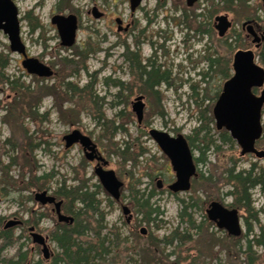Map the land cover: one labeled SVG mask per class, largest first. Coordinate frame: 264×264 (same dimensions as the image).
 Returning <instances> with one entry per match:
<instances>
[{"label":"rangeland","instance_id":"obj_1","mask_svg":"<svg viewBox=\"0 0 264 264\" xmlns=\"http://www.w3.org/2000/svg\"><path fill=\"white\" fill-rule=\"evenodd\" d=\"M14 1L21 17L26 19L22 23V39L30 56L52 66L58 75L39 79L28 74L22 66V57L11 51L8 37L0 34V56L8 62L5 82L0 80V219H3L2 228L15 218L25 222L24 227L14 226L11 229L18 240L3 251L2 256L14 258L21 250L28 255L26 264L39 261L52 264L61 254L57 242L51 241L52 256L46 260L28 231L40 214L44 215L39 223L44 235H52L59 226L57 215L52 213L51 208L35 202L38 189H26L34 176L47 175L44 186L52 193L64 183L68 188L84 183L91 191L98 192L96 200L103 203L105 219L101 222L100 217L93 219L90 214L82 217L85 226L90 228L92 224L84 240L94 241L98 239L96 235L102 232L95 244L100 245L105 239V248H108V251L100 249L99 260L94 264H116L118 261L121 262L117 264H123L131 258L139 261L141 258L136 254L135 247L143 227L159 240L176 231L191 239L180 246L177 243L174 247L165 248L162 245L165 255L170 257H163L157 264H249L251 256L259 258L256 264H264L263 247L254 245V254L246 253L248 241H255L264 234V189L258 187L251 191L253 203L250 210L245 205L239 206L240 192H236L227 174L230 169H235L234 174L252 169L260 173L264 171V160L254 156L242 157L238 144L225 142L223 131L216 129L213 108L226 78L222 68L211 67L210 62L221 58L225 64L223 68L227 70L232 67L233 56L238 50L256 49L242 30V23L249 19L257 20L262 35V1L228 0L229 3H226V0H200L189 13L206 14L213 1L225 7L216 16L229 15L234 25L224 38H219L215 30L203 37L196 33V23L189 22L190 28L186 21L183 22L180 11L186 3L182 0H145L134 17L129 0ZM95 11L103 12L104 17L96 19ZM30 12L33 18L39 19L42 27L34 30L28 18ZM54 14L78 16L80 25L73 48L61 46L58 31L51 23ZM118 18L124 21V26L134 20L135 34L142 44L136 45L137 42L132 41L131 31L117 30L115 20ZM88 47L96 49V52L80 58V51ZM127 50L141 53L138 60H143V66L151 58L154 66H160L168 73V81L159 89L162 103L151 95L146 97L142 127H139L131 104L135 97L141 95L142 89L128 88L134 79L124 59ZM255 51L257 62L264 67V40ZM64 58L81 62L79 74L70 76L73 73L61 65ZM107 59L103 72H99L102 62ZM107 78L124 84V88L109 86L105 82ZM69 82L80 90L73 101L69 100L71 93L66 87ZM24 85L32 89L58 86L61 94L57 89L53 91L55 94L47 90L50 95L45 94L34 118V108L31 111L29 106L36 104L35 99L26 96L23 100L14 89ZM58 99L64 116L56 105ZM152 128L190 138L196 159L200 160L197 162L199 177L194 179L191 191L171 194L166 189L158 190L155 176L161 174L165 182L171 181L174 172L168 159L149 136ZM75 130L98 145L102 156L109 162L107 170L115 171L123 182L121 202H116L105 191L95 173L96 165L86 160L81 146L66 149L64 138ZM261 144L264 149V138ZM8 165L11 167L6 170ZM99 185L101 188L97 187ZM153 190L155 196L151 204L160 208L161 215L158 221L148 226L140 223L142 215L136 210L133 193H145L146 199ZM208 195L212 198L208 199ZM213 201L225 206L234 205L240 210L244 231L241 238L231 239L208 219L206 211ZM197 202L200 207L190 208L189 204ZM121 203L132 209L134 220L131 224L126 222ZM186 205L189 206L187 212ZM110 230L120 234L121 240H128V256L120 251L121 256H117ZM126 256V260H119Z\"/></svg>","mask_w":264,"mask_h":264},{"label":"trees","instance_id":"obj_2","mask_svg":"<svg viewBox=\"0 0 264 264\" xmlns=\"http://www.w3.org/2000/svg\"><path fill=\"white\" fill-rule=\"evenodd\" d=\"M228 0L225 2L227 3ZM230 1V0H229ZM228 1V3H229ZM211 8L207 10L206 14H198L195 13V11H192L191 13L188 12V10H185V21L188 25L189 22L196 23V33L198 34H205L207 33L206 30H203V24L207 20V23L212 21L215 16L221 11V9H224L219 4H215V1L211 2ZM233 5L230 7V9H233ZM229 8V7H228ZM227 9V8H226ZM29 20L31 25L34 27V30L42 27L39 19L37 17L33 18L32 12L29 13ZM201 18V19H200ZM34 19V21H33ZM203 19V20H202ZM203 21V22H202ZM205 23V25H207ZM210 24V23H209ZM191 27V25H190ZM238 40H236V43ZM80 57V56H79ZM151 61V69L150 71L146 68H142V62L138 60V56L135 55V63L137 64L134 68L136 71V75L139 76L141 80H143V76L149 78L150 81L155 82L156 84L167 82V76L168 73L166 71H162L161 67L158 66V68L154 67V64ZM224 60L221 58L212 59L211 67H219L222 68V74L226 77V74L230 72L231 74V68H228L227 70L223 67H225V64L223 63ZM62 66H64L66 69L70 70L71 73L75 74L80 71L81 68V62L78 60V62L74 59H68L64 58L61 63ZM8 66L7 60L3 58V56H0V80L3 82L5 79V69ZM156 66V65H155ZM140 68L143 70V73H139ZM212 69V68H211ZM208 74V73H207ZM11 85H14V82H10ZM67 90L71 93L69 100L73 101L74 95H77V92L80 91L76 88L75 84L69 82L66 84ZM155 87V86H154ZM154 87L150 88V95L153 96L155 99H157L158 103H162L163 96L160 94L159 89H155ZM60 87L53 86L50 88L47 87H38L36 89H32L31 86H22L20 88H14L17 94H19V97L21 99L25 100L26 96L27 98H34L36 104H32L29 106V109L32 111L34 108V118H35V111L36 108L41 104L43 97L45 94H55L53 91L56 89L60 93L59 90ZM89 88V86L87 87ZM144 90L145 88H140ZM49 90V92L47 91ZM48 92V93H47ZM61 94V93H60ZM50 95V94H49ZM81 96V95H80ZM82 97V96H81ZM93 100L94 97L92 96ZM39 102H38V101ZM57 107L60 109L61 105L59 106V99L56 102ZM64 103V102H61ZM61 110V109H60ZM63 110V109H62ZM61 110V113L63 116L65 115V112ZM38 116V112H37ZM104 118V117H103ZM213 121V120H212ZM205 138H202L203 141H205ZM192 144V143H191ZM206 147V146H205ZM122 154L124 152H121ZM200 161V160H199ZM198 161V162H199ZM11 165H8L5 169L9 170ZM235 169H230L227 174L228 180L231 181L234 184L236 192H240L242 205H245V208L251 209L252 208V198H251V189L254 188L257 185H261L260 187L264 189V171H261L258 175L253 177L254 172H246L244 176V172H240L237 174H234ZM32 177V176H31ZM47 178V175H43L41 177L36 178L34 176V179L29 182L26 186L27 190H33L38 189L39 191L46 190L44 183ZM204 181H207L206 179H203ZM209 182V181H208ZM98 188H101L100 185L97 186ZM4 193H8L7 190H3ZM54 195H56L60 199H64L66 201L65 209L69 211V213L73 216L74 222L72 225L70 224H61L58 226L56 231L52 234L53 241L57 242L59 248L61 249V254L57 256L52 264H94L96 261L99 260L100 256V249L108 251V248H105V239L103 240L102 244L97 245L99 238H101L102 232L98 233L96 237L98 239H93L94 241H85L84 237H86V232L91 231L92 224L85 226L83 222V215L90 214L93 219L100 217L101 222L105 219V213L102 210V202L96 200V196L98 195L97 191H91L89 186L87 184H82L76 187H70L68 188L65 183L62 184L58 189L55 190ZM134 204L136 207V210L139 214L142 215V220L140 223H146L148 226L152 225V223H155L158 221V217L161 215L160 208H154L151 204V201L153 197L155 196V190L150 192L146 199L145 193L139 194V191H134ZM212 198V195H208V199ZM244 202V203H243ZM190 208L194 206H199V202L195 204H189ZM188 205L185 207V212L188 211L189 208ZM200 207V206H199ZM154 216V217H153ZM44 217L43 214L39 215V218L41 219ZM38 218V219H39ZM192 224V222L190 221ZM3 219H0V264H26L28 260V255L26 253L21 252V250L17 253V256L14 258H4L2 256V252L5 251L8 247L13 246L18 239L15 238L14 232L11 230V228L8 227V223L4 225L2 228ZM27 224V223H26ZM84 225V226H83ZM103 226V224H102ZM158 227V226H156ZM2 228V229H1ZM103 228V227H102ZM104 229V228H103ZM111 231V236L114 237V241L116 243V253L117 256H121L122 254L129 253V249L126 248L128 244V240H121V235L117 234L113 230ZM140 240L136 244V250L137 255L141 258L139 261L134 260L133 258H129V261L124 262L123 264H157L158 261H161L163 257H170L169 255H165L164 247H174L175 243H177L178 246L182 245L183 242H189L191 239L187 238L186 235H183L179 233V231L174 232L169 237H165L162 240H159L157 237L154 238L152 234H148L146 237L139 236ZM231 239H236L232 238ZM238 239V238H237ZM183 240V241H182ZM181 241V243H180ZM180 244H179V243ZM254 242V244H253ZM124 244V245H123ZM186 244V243H185ZM164 245V247L162 246ZM254 245L258 247L264 248V234L259 235V237L255 241H248L247 251L246 253H253ZM236 246V244H235ZM177 247V246H176ZM123 249V250H121ZM120 251V252H119ZM141 255V256H140ZM125 257L123 259L119 260H126L128 257ZM116 257V256H115ZM259 258L255 256H251L249 264H256ZM116 260L118 258L116 257ZM168 261V260H167ZM121 261H118L117 263H120ZM116 263V264H117ZM35 264H43L41 261L35 263Z\"/></svg>","mask_w":264,"mask_h":264},{"label":"flooded vegetation","instance_id":"obj_3","mask_svg":"<svg viewBox=\"0 0 264 264\" xmlns=\"http://www.w3.org/2000/svg\"><path fill=\"white\" fill-rule=\"evenodd\" d=\"M145 0H142L140 5L135 9L133 10L132 9V0H129V3H130V8H131V11H132V17H134L135 15V12L142 6V3L144 2ZM186 3V7L183 8L181 12V20L184 22L185 21V10H188V12H190L192 9H194V7L198 4V2L200 0H182ZM262 3H263V7H264V2L263 0H261ZM13 2V5L15 6L16 10L18 11V18H19V27H20V37L22 39V23L23 21H25V17L22 18L21 15H20V10L17 6V4L15 3L14 0H12ZM191 4V5H190ZM6 7V2L0 0V11L2 9H4ZM211 8V7H210ZM208 8V9H210ZM97 13L100 15V17L95 18L96 19H101L104 17V13L103 12H98V11H95L94 14ZM195 13H197L195 11ZM203 14V13H202ZM75 17L76 19V24H77V32H76V40H77V33H78V30H79V18L77 15L75 14H69L68 16H65V15H61V14H54L53 18H52V25L56 27L57 31H58V35L60 37V40H61V46L64 47V48H67V49H71L73 48L75 45H73L71 48L69 47H66V46H63V39H62V36L60 35V31H59V27L57 24H54L53 23V19L55 17H59L61 20H60V23L63 27H67L69 28L71 23L69 21V18L70 17ZM228 17L229 21L232 23V27L229 29L228 33L230 32V30L233 28V25H234V22L233 20H230L229 18V15H225ZM216 17L207 23V20L205 21V23H207V25H205V23L203 24V30H206L207 33L205 34H200L201 36L205 37V36H209L214 30L217 32L218 34V31L216 29ZM201 19V18H200ZM203 20V19H202ZM247 20V19H246ZM203 22V21H202ZM246 22H250V25L253 27L254 29V32L259 36V37H262L261 35V28H260V25L257 23V20L255 19H249L247 21H245L244 23H242V30L247 34V38L249 40H251V43L255 46V50H258L260 47H261V42L263 41L262 39L259 41V42H254V37L252 35H249L248 33V26L247 27H244L243 25L246 23ZM115 23L117 25V30L119 32H129L131 31V37H132V41H136L137 44L136 45H139V44H142L141 40H140V37L137 36L135 33H136V27H135V22L134 20H131L130 23H128L126 26H124V21H122L120 18L116 19L115 20ZM187 23V22H186ZM210 23V24H209ZM5 25V23L3 24ZM192 28V27H190ZM144 31V30H143ZM196 31V29H195ZM36 32V31H35ZM3 33V35L7 36L8 37V40L10 39V35L8 34V32L6 33V30L5 29H2L0 30V34ZM144 33V32H143ZM228 33L226 34V36L228 35ZM264 33V32H263ZM145 34V33H144ZM198 34V33H197ZM196 34V35H197ZM142 35V33H141ZM225 36V37H226ZM218 37H219V34H218ZM143 38V37H142ZM221 38V37H219ZM224 38V37H223ZM138 39V40H137ZM144 39V38H143ZM22 42L23 44L25 45V48H26V53H27V58L28 59H36L38 60L39 62L43 63L45 66H47L50 71L52 72V75L51 76H48V77H40L38 75H33V76H36L37 78L39 79H50V78H53L55 76H57V72L54 70V68L50 65H48L47 63H44L42 62L41 60H39L38 58H35V57H32L30 56L29 54V50H28V47L27 45L24 43L23 39H22ZM9 43H10V40H9ZM76 44V42H75ZM10 49H11V44H10ZM253 50V49H248V50H243V49H240L238 50L234 56H233V60H232V67L229 66V68H232L231 70V74L230 72L228 74H226V80L225 82L223 83V87H222V91L220 93V95H218V98H217V101H216V104L213 108V118H214V121H215V124H216V129L218 131H223L222 135L224 137V141L225 142H228V143H233V142H236L241 150V156L242 157H246V156H254L256 159L258 160H264V158H259L256 154V152H264V149L261 147L262 144V140L264 138V123H263V116H264V104H261L258 102V99L261 97L262 95V91L264 90V85L262 87H257V86H254L252 87L251 89V92H250V95H251V98L249 97H245L243 98L242 96H240V85L243 81H245V78L242 77L241 79H239V81L237 83H235L234 85H232V83L235 81V79L237 77H239L241 74V71H243L242 69H237V66H236V58L238 56V54H245L247 51H252L253 52V65L256 67V68H259L260 70L261 69H264V67H262L258 62H257V55H256V51ZM12 51V50H11ZM96 52V49L94 50L93 48L91 47H88L85 48V51H80V58L81 57H85L86 55L87 56H90L92 53H95ZM110 54V52H109ZM135 55L139 56L141 55V53H135V52H132L130 53V50H127L126 54L124 55V59H125V62L129 65V68H130V72H131V75H132V78L134 79L133 81V84L131 85V87H128V88H137V87H140V88H145L144 90H141V95H138L137 97H135V99L133 100V102L131 103L132 104V111H133V103L135 102V100L142 96L144 99V103L146 105V97L150 96V88L151 87H154L155 89H160L162 87L163 84H166V82L164 83H159V84H156L155 82H152L149 80V78L143 76V80H141L139 78L138 75H136V71L135 70V66H136V63H135ZM22 57V66H23V62L25 61V57L20 55ZM109 56V55H108ZM141 59V58H140ZM151 58L147 59L148 63H146L144 66L143 64L141 65L142 68H146L147 67V70L150 71L151 67V61H150ZM152 60V59H151ZM108 59L104 62H102V66L100 68V70H98L99 72L103 70L104 66L106 65ZM143 62V60H140V62ZM228 63H229V59H228ZM155 68H158V66H154ZM24 68V66H23ZM25 69V68H24ZM27 71V69H25ZM28 72V71H27ZM103 72V71H102ZM101 72V73H102ZM139 73H143V70L140 68L139 70ZM28 74H30L28 72ZM76 74L78 73H75L73 75H70L72 77H74ZM32 75V74H31ZM106 84H108L109 86H112V87H115V88H124V84L118 82L117 80H113V79H110V78H107L105 80ZM136 83V84H135ZM135 84V86H134ZM134 86V87H133ZM88 87V86H87ZM86 87V88H87ZM226 91H229L230 93V115H229V119H223V118H220L219 117V114L217 113L216 114V107L220 101V98L221 96L226 92ZM121 95V94H120ZM241 107V109L243 111H239V108ZM145 110H146V107H145ZM226 114V110H224V115ZM223 115V116H224ZM144 121H145V113H144V119H143V122L141 124H139V127L143 126L144 125ZM230 125H229V123ZM237 125V129L238 131H240L242 133V135H249L250 137H252L254 139V144H253V147L251 149H254L256 152H246L244 153V147L240 144V142L238 141V139L234 138L233 136V132H232V127L234 125ZM155 128H152L149 130V136L151 137L150 135V132L151 130H153ZM158 130V129H157ZM160 132H162L163 134L165 135H168V139L169 141H165V143H168V147L165 148V150L163 149L162 147V144L160 142H158V140L153 139V141L158 145V147L160 148V150L163 152V154L165 155V157L168 159V162H169V165H170V168L172 170V172H174V177L172 178L171 181H164L162 179V175H157L155 176V181L157 182V188L158 190H164L166 189L167 191L171 192V194H181V193H185V192H189L191 191L192 187H193V182H194V179L196 180V178L199 177V173H198V166H197V162L199 161L198 159H196V156L194 154V150H193V145L191 144V140L190 138H187L186 136L182 135V134H179V135H173L171 134L170 132L168 131H165V130H158ZM181 136H183L186 140H187V145H188V150H189V153L191 154L192 156V159L194 161V164L196 165V168H197V176H194L192 179H191V187H190V190L188 191H180L178 193H174L171 189H170V186L173 185L174 183H176L178 181V175H177V172L174 170V166H173V156L176 155V157L178 158L179 161H181L183 159V157L185 156V152L183 149L179 148V146L181 145V141H182V138ZM94 142V141H93ZM95 143V142H94ZM96 144V143H95ZM97 146V154L98 156H102V153L100 152L99 150V147L98 145L96 144ZM248 147V146H247ZM82 150H83V153L85 155V158H86V151L83 149V147L81 146ZM103 157V156H102ZM104 158V157H103ZM105 159V158H104ZM87 161H89L87 158H86ZM106 160V159H105ZM107 161V160H106ZM91 163H94L96 165L95 167V173H96V170L100 167L103 166V163L102 161H99L97 158L94 160V161H89ZM108 162V161H107ZM108 166H109V162H108ZM104 167L105 170H107V167ZM254 172L255 175H253V177H255L256 175H258V173H256V170L252 169V170H248V171H241V172H244V176H245V173L246 172ZM171 173V172H170ZM240 173V172H239ZM172 174V173H171ZM101 184V183H100ZM261 185H257L255 186L254 188L251 189V191L255 188H258L260 187ZM124 188V187H123ZM47 192L49 196H53L56 198V202H62V205L60 207V211L57 210L55 204H46V205H43L42 203L38 202L36 200V194L39 193V192ZM250 191V193H251ZM121 199H122V194H121V198L119 201H116V202H121ZM34 200L35 202H37L38 204H40L41 206H47V207H50L51 208V211L52 213L56 214L57 215V221L59 222L57 225H61V224H70L72 225L73 223H69V222H61L60 219H59V214L67 217V218H73V216L69 213L68 210L65 209V205H66V201L64 199H60L58 200V198L54 195V192L52 193L51 191L49 190H43V191H36L35 192V197H34ZM215 202V201H214ZM219 202V201H218ZM221 203V202H220ZM242 203V200L240 199V201L238 202L239 206L241 205ZM253 203V202H252ZM222 205H224L222 203ZM125 205L123 203H121V208H123ZM127 206V205H126ZM225 206V205H224ZM226 208L232 210V209H236L238 210L239 212V216H240V219H241V223H242V214L240 213V210L236 207H234V205H230V206H225ZM131 209V208H130ZM208 209V208H207ZM131 215H132V219L130 222H127V219H126V222L127 224H131L134 220V214L132 212V209H131ZM44 217H42L41 219H37L36 222L34 223L33 226H30L28 228V231H29V235L30 237L32 238V241H33V237H32V232H31V229H34V234H39L41 236H43L45 239H46V244H47V247L50 249V246H49V242L53 241V238H52V235L48 234V235H44L41 231V229L39 228L40 225V221L43 219ZM14 220L18 221L19 224L15 227H24L25 226V222L22 221V220H19L18 218H15ZM15 227H9L11 229L15 228ZM143 228H146V227H143ZM140 229V234H141V231L142 229ZM147 230V235L149 233L148 229L146 228ZM225 231V230H224ZM226 232V231H225ZM146 235V236H147ZM243 235V234H242ZM242 237V236H241ZM239 237V238H241ZM237 239V238H236ZM34 243V241H33ZM34 245L38 246L39 249L43 252V246L42 245H39V244H36L34 243ZM50 254L52 256V251L50 249Z\"/></svg>","mask_w":264,"mask_h":264},{"label":"water","instance_id":"obj_4","mask_svg":"<svg viewBox=\"0 0 264 264\" xmlns=\"http://www.w3.org/2000/svg\"><path fill=\"white\" fill-rule=\"evenodd\" d=\"M2 1L6 2V7L0 11V30L5 29L6 33L8 32V34L10 35L9 40L12 52L22 55L26 58L23 62V66L25 69H27L30 74L38 75L40 77L51 76L52 72L47 66H45L43 63L39 62L36 59L27 58L26 48L20 37L18 11L13 5L12 0ZM141 1L142 0H132V9L135 10L140 5ZM94 16L96 18L100 17V15L97 13H95ZM60 20L61 19L59 17H55L53 19V23L57 24L59 27L60 35L63 39V46L70 48L75 45L76 42V32L78 29L76 19L73 16L69 18V21L71 23L69 28L63 27L60 23ZM4 23L5 25H3ZM243 26H248V33L249 35H252L254 37V42H259L261 39L264 40V34L262 37H259L254 32V29L250 25V22H246ZM231 27L232 23L229 21L227 16L222 15L216 17V29L218 31L219 37H225ZM252 62V51H247L245 54H238L236 58L237 69H242L243 71H241V75L235 79L232 85L237 83L242 77L245 78V81L241 83L239 89L240 96H242L243 98H251L250 92L252 87H262L264 85V69L260 70L259 68H256ZM143 99L144 98L140 96L133 103V112L136 114L139 124L143 122L146 107ZM258 102L264 104V90L262 91V95L258 99ZM230 107V93L229 91H226L221 96L220 101L216 107V114L218 113L220 118L229 119L228 117L230 115ZM224 110H226L225 115ZM239 111H243L241 107L239 108ZM231 130L233 132L234 138L238 139L240 144L244 147V153L250 151L256 152L254 149H251L254 144V139L252 137H250L249 135H242V133L238 131L236 124L232 127ZM150 135L152 138L158 140V142L162 144L164 150L168 147V143H165V141H169L168 135H165L155 129L151 130ZM181 138L182 141L179 148L184 150L185 156L181 161L178 160L176 155H174L172 158L174 170L177 172L178 175V181L170 186V189L174 193L190 190L191 179L194 176H197V168L194 164L191 154L189 153L187 140L183 136H181ZM64 141L66 143V149H70L75 145H80L86 151V158L89 161H94L96 158L99 161H102L103 166L96 170V175L99 178L105 191L114 200L119 201L121 198V191L124 187V184L118 179L115 171L104 169V167L108 166V162L102 156L96 155L97 146L93 142V140L90 137L82 134V132H80L79 130H75L71 134L65 136ZM256 154L259 158H264V152H256ZM36 200L42 203L43 205L55 204L58 211H60V207L62 205V202H56V198L53 196H49L46 191L42 193H37ZM122 211L127 219V222H130L132 219L130 207L124 206L122 208ZM206 212L208 219L211 222L215 223L218 229L225 230L231 237L239 238L242 236L243 228L238 210H230L224 205H222V203L215 201L209 205ZM59 219L61 222H74L73 218H67L61 214H59ZM18 224V221H11L8 224V227H14ZM31 232L34 243L42 245L44 247V258L46 260H49L51 255L50 249L47 247L46 244V239L39 234H34V229H31ZM141 234L144 236L147 235L146 228L142 229Z\"/></svg>","mask_w":264,"mask_h":264},{"label":"bare ground","instance_id":"obj_5","mask_svg":"<svg viewBox=\"0 0 264 264\" xmlns=\"http://www.w3.org/2000/svg\"><path fill=\"white\" fill-rule=\"evenodd\" d=\"M243 233H244V231H243ZM243 233H242V234H243Z\"/></svg>","mask_w":264,"mask_h":264}]
</instances>
